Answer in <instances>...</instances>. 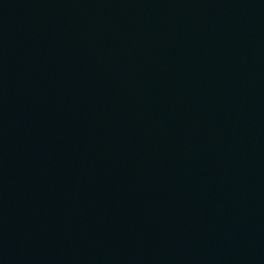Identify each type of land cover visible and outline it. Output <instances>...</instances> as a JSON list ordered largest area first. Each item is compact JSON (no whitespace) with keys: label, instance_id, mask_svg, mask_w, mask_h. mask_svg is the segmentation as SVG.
<instances>
[{"label":"water","instance_id":"obj_1","mask_svg":"<svg viewBox=\"0 0 264 264\" xmlns=\"http://www.w3.org/2000/svg\"><path fill=\"white\" fill-rule=\"evenodd\" d=\"M0 264H264V0H0Z\"/></svg>","mask_w":264,"mask_h":264}]
</instances>
